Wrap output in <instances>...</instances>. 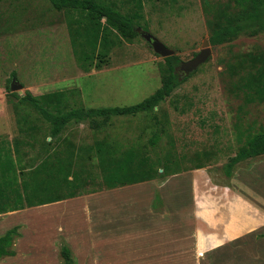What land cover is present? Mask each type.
Wrapping results in <instances>:
<instances>
[{"label":"rangeland","instance_id":"obj_1","mask_svg":"<svg viewBox=\"0 0 264 264\" xmlns=\"http://www.w3.org/2000/svg\"><path fill=\"white\" fill-rule=\"evenodd\" d=\"M99 1L115 5L123 13H133L139 0ZM140 1L143 9L136 20L137 36L132 41L121 39L101 67H91L88 71L79 65L71 43L70 27L71 23L77 25L73 21L78 17L76 13L69 15L66 10L59 11L49 0L0 1V139L12 144L15 138L29 137L20 130L19 118L22 116L39 124L33 145H22L26 164L41 156L40 147L48 130L42 116L19 97L27 92L40 95L66 89L74 91L70 104L86 109L137 104L162 85L160 67L166 57L155 50L149 36L163 42L181 61L190 60L211 34L208 23L211 15L206 12L208 4L221 14L231 0ZM210 46L209 60L190 74L180 69L181 76L188 75L187 79L153 111L114 116L101 129L93 128L89 120L71 122L62 136L76 149L105 140L119 150L135 148L144 152L159 172L165 164L178 171L177 174L202 169L219 184L227 183L230 179L223 167L242 144L239 132L264 127V102L246 104L243 93L236 87L238 81L253 69L248 62L242 61V57L249 52L264 55V32L241 34L224 44L210 43ZM95 60L98 61V57ZM13 79L22 84V93L11 90ZM156 132L159 140L153 144L151 138ZM49 140L50 136L47 137ZM86 162L87 173L99 176L97 158H86ZM263 162L264 156L255 158L237 165L234 171V174L239 171L247 177L250 168L256 169L248 177L256 213L264 212ZM105 191L109 190H102ZM114 191L100 198L104 205L120 199L118 190ZM86 195L40 205L38 207L43 208L37 210L38 214H32L31 222L27 223L35 224V217L39 219L40 214L56 207L80 208L78 219H85L83 213L89 200ZM28 212L18 213L17 221L22 226L23 215ZM46 223L52 224L49 220ZM261 230L256 231L253 242L240 247V252L245 255L239 254L236 264H264V232ZM60 240L59 244L65 241ZM40 243L45 244L43 240ZM25 250L27 248L21 246L16 257L1 260L0 264H28ZM48 255L54 256V252L50 251ZM44 264L55 263L48 260Z\"/></svg>","mask_w":264,"mask_h":264},{"label":"trees","instance_id":"obj_2","mask_svg":"<svg viewBox=\"0 0 264 264\" xmlns=\"http://www.w3.org/2000/svg\"><path fill=\"white\" fill-rule=\"evenodd\" d=\"M49 1L59 11L66 10L69 15H78L73 19L77 25L71 23V43L79 65L85 71L91 67H101L121 39L132 41L137 36L136 20L143 9L140 0L133 13H123L115 5L99 0ZM206 12L208 16L211 15L208 19L211 28L209 41L213 45L224 44L241 34L264 32V0H231L225 4L221 14L208 4ZM97 57L98 61L95 60ZM242 58L253 69L246 73L242 81H238L237 90L243 93L246 104L263 103L264 55L249 52ZM182 62L175 54L167 56L160 67L162 85L149 97L129 106L88 109L73 106L70 98H73L74 91L66 89L40 95L27 92L21 97L13 92L21 102L30 105L42 116L48 132L40 147L41 156L32 159L29 164L24 161L22 145H33V141L37 140L39 124L33 123L28 116H22L19 118L20 130L29 137L15 138L12 144L0 139V214L178 173L171 170L168 164L159 172L150 158L138 149L119 150L105 140L96 142L94 146L76 149L62 134L71 122L89 120L93 128L101 129L114 116L153 111L187 79L188 75L181 76L178 69ZM48 136L51 137L49 141ZM239 139L242 144L223 167L228 178L233 176L237 165L264 156V127L247 133L241 130ZM158 140L156 132L151 142L155 144ZM86 158H97L99 176L87 173ZM20 228V225H15L0 236V259L16 255L15 242L21 236ZM60 257L63 264H78L65 241L60 244Z\"/></svg>","mask_w":264,"mask_h":264},{"label":"crops","instance_id":"obj_3","mask_svg":"<svg viewBox=\"0 0 264 264\" xmlns=\"http://www.w3.org/2000/svg\"><path fill=\"white\" fill-rule=\"evenodd\" d=\"M255 170L250 168L247 177L237 171L221 184L198 169L91 193L86 195L85 219H78L80 208L67 207L40 214L35 224L27 221L43 207L1 213L0 236L20 225L16 254L25 246L28 264H63L61 238L78 264H236L239 254L245 255L240 247L253 242L259 229L264 232V212L256 213L249 191L248 177ZM114 190L120 199L110 209L100 198ZM23 210H36L23 215L24 226L17 221ZM50 251L54 256L49 257Z\"/></svg>","mask_w":264,"mask_h":264},{"label":"water","instance_id":"obj_4","mask_svg":"<svg viewBox=\"0 0 264 264\" xmlns=\"http://www.w3.org/2000/svg\"><path fill=\"white\" fill-rule=\"evenodd\" d=\"M149 39L152 41V44L157 52H159L164 57L172 55L173 51L167 48V46L161 42L160 40L153 38L151 35ZM212 53V48L210 46V41L206 38L203 41V48L190 60L184 61L181 63L182 69L186 73H191L197 70L202 64H204L210 58ZM11 90H18L19 93H22V84L16 81V79L12 80Z\"/></svg>","mask_w":264,"mask_h":264},{"label":"flooded vegetation","instance_id":"obj_5","mask_svg":"<svg viewBox=\"0 0 264 264\" xmlns=\"http://www.w3.org/2000/svg\"><path fill=\"white\" fill-rule=\"evenodd\" d=\"M179 69H181V70H182V66H181V64H180V66H179Z\"/></svg>","mask_w":264,"mask_h":264}]
</instances>
